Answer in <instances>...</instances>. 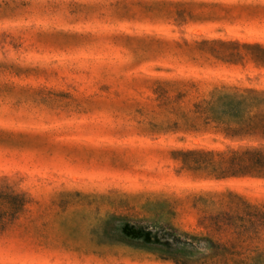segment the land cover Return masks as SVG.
Here are the masks:
<instances>
[{
	"label": "rangeland",
	"instance_id": "rangeland-1",
	"mask_svg": "<svg viewBox=\"0 0 264 264\" xmlns=\"http://www.w3.org/2000/svg\"><path fill=\"white\" fill-rule=\"evenodd\" d=\"M212 39L264 44V0H0V177L30 197L0 233V264L264 260V233L204 229L195 203L230 191L264 205V180H207L175 160L234 144L193 119L195 101L264 89V66L222 61L230 51L200 44ZM213 197L210 214H233L236 199Z\"/></svg>",
	"mask_w": 264,
	"mask_h": 264
},
{
	"label": "trees",
	"instance_id": "trees-1",
	"mask_svg": "<svg viewBox=\"0 0 264 264\" xmlns=\"http://www.w3.org/2000/svg\"><path fill=\"white\" fill-rule=\"evenodd\" d=\"M202 45L211 48L219 46L230 51L226 63H232L230 58L235 57L242 61L248 57L255 65L264 66V44L257 42H240L237 40H203ZM245 50L241 54L238 49ZM253 51V52H252ZM255 51V52H254ZM215 59L216 56L211 54ZM153 94L165 97L168 92V81H157ZM180 84V82H174ZM185 92H177L175 98L184 97ZM194 120L202 126L211 125L223 138L234 143L223 149H181L175 150L181 171L191 172L207 180L223 181L233 178H255L264 180V89L240 87H213L206 97L195 101L190 109ZM199 124H192L194 131ZM173 152V153H174ZM218 195L233 203L235 209L228 218L223 211L215 215L210 214L208 207L214 206L213 196ZM207 198L198 197L195 203L201 204L203 216L198 222L204 229L220 232L224 227L233 230V233L248 238H257L264 233V205H254L233 194L214 193ZM223 199V198H222ZM30 203L29 195L15 189L7 183L5 177H0V233L12 226L25 212ZM255 219V220H254ZM227 221V222H226ZM187 235V234H185ZM193 239V238H192ZM208 241L207 238H203ZM176 241L179 242L177 239ZM200 245V242H194ZM207 249H220L227 252L223 244H204ZM257 257H261L257 255ZM174 261V260H173ZM176 264H186L174 261ZM236 264H264V260H253L249 263Z\"/></svg>",
	"mask_w": 264,
	"mask_h": 264
}]
</instances>
